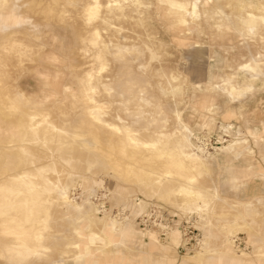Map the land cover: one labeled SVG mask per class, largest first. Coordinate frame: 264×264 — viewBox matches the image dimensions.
<instances>
[{"label":"rangeland","instance_id":"374dc122","mask_svg":"<svg viewBox=\"0 0 264 264\" xmlns=\"http://www.w3.org/2000/svg\"><path fill=\"white\" fill-rule=\"evenodd\" d=\"M180 1L195 5L194 20L170 0H97L91 22L94 0H0V181L43 164L58 181L45 252L18 261L0 227V264H264V28L260 38L240 30L264 0ZM253 62L255 73L242 70ZM87 73L91 105L120 134L87 116ZM33 110L69 135L31 134ZM126 130L162 141L184 132L206 164L193 183L201 200L182 210L162 197L171 179L146 195L118 176L95 149L117 156ZM145 154L128 150L136 163ZM91 230L75 249L76 231Z\"/></svg>","mask_w":264,"mask_h":264},{"label":"bare ground","instance_id":"6f19581e","mask_svg":"<svg viewBox=\"0 0 264 264\" xmlns=\"http://www.w3.org/2000/svg\"><path fill=\"white\" fill-rule=\"evenodd\" d=\"M170 1L172 5L171 8L168 9L172 11L173 14L183 13L189 15L192 20L195 19V5L185 4L184 2H179V0ZM99 9L100 5L97 0H94V5H87L84 10L86 12L85 22L95 20L100 13ZM12 19H14L13 24L15 26L20 25L18 19ZM244 19L245 21H243V26L240 30L247 35L258 36L260 38V30L264 28V13L260 14L258 17L249 13ZM176 22L180 25L181 23L185 24L186 20L180 19L173 23L176 24ZM98 36L99 34L97 31L92 32L91 37L95 39L98 38ZM14 45H16L15 42H13V46ZM253 64L254 67L244 64L241 65V68L244 71L250 70L255 73V68H258L259 64L256 62H253ZM92 78V73H87V94L85 93V101L87 105L89 104L88 107L85 108L87 116L95 123L109 127L110 131L113 130L114 132L116 131L117 134H120L121 131L118 133V128L111 126V124L103 123L98 114L100 108H98L97 105H91L93 103L96 104L89 94L94 92V86L91 85ZM178 90L179 88L177 87L172 89L173 92H177ZM25 117L28 120L29 132L36 137L39 135V128H41V126H44V129L47 128L48 130L50 128V130L56 133L69 135L65 129L55 128L50 122L47 111L38 112L33 110L26 114ZM124 135L126 137V142L120 144V148L117 150V156L110 150L113 148L110 146H108L109 150L106 149L105 151L95 149L101 157L108 160L112 169L118 173V176L123 178L131 176L134 178L136 181L134 183H137V186H139L140 190L146 195H154L162 181L171 179L175 185H170L168 191L164 193L162 197L167 203H172L182 210H185L186 205L189 203L201 200L200 189L194 188L193 183L199 178L206 164L201 158L191 153V145L184 132H181L177 137H168V139L164 141H162L161 138L156 139V137H150L148 140L141 139L138 133L135 134L129 130H126ZM81 136L82 135L73 134L71 139L73 141ZM162 136H164V139L167 138V135L162 134ZM231 146H233V144ZM129 148L136 151L143 149L147 152V154L140 157L142 163H136V161H132L128 158ZM157 162L159 163L156 164ZM153 165L156 167L152 168ZM52 173H55L53 166L50 164H43L36 169H26L19 174L12 175L10 180L12 183L10 186L6 185L3 180L0 181V227L3 234L16 238V241L13 242L14 249L11 254L14 255L18 261H24L29 257H41L42 253L45 252L43 250L46 248V245L43 246L41 244L43 239L42 231L45 233L46 216L48 214L47 206L49 205L50 207L48 203L54 198L53 192L47 191V189L50 186L53 189H57L58 184V181L53 182L49 178ZM41 187L43 188L41 189ZM55 199H60L61 206L64 205V196L62 199ZM203 201L205 200L203 199ZM82 219L83 217H80L77 223H80ZM96 235V232L93 230H91V235L88 236L76 231L78 241H76L74 245L75 249H79L82 246L85 251V242L91 241ZM228 243L229 241L227 240L226 245ZM195 259L197 260L198 256H196Z\"/></svg>","mask_w":264,"mask_h":264},{"label":"crops","instance_id":"0c3cea01","mask_svg":"<svg viewBox=\"0 0 264 264\" xmlns=\"http://www.w3.org/2000/svg\"><path fill=\"white\" fill-rule=\"evenodd\" d=\"M238 71H239V69H238ZM232 75H229L228 77L230 78ZM228 78V79H229ZM231 88H233V86H231ZM252 86L251 85H249V86H247L246 88H245V91L246 90H248V91H250V90H252ZM235 89H239V88H235ZM241 93V92H240ZM239 94V92H236V94H234L233 96H235V99H238V98H236L237 97V95ZM240 95H243L242 93L240 94Z\"/></svg>","mask_w":264,"mask_h":264}]
</instances>
